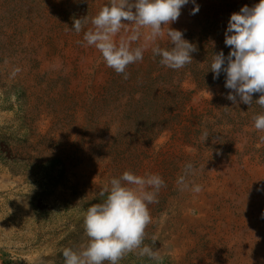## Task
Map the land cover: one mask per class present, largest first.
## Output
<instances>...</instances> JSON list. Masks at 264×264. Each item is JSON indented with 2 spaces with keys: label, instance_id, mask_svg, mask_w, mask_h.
<instances>
[{
  "label": "rangeland",
  "instance_id": "1",
  "mask_svg": "<svg viewBox=\"0 0 264 264\" xmlns=\"http://www.w3.org/2000/svg\"><path fill=\"white\" fill-rule=\"evenodd\" d=\"M107 2L0 0V264H64L62 250L87 240L85 210L126 170L164 180L144 239L162 259L136 250L118 264H264V131L253 120L264 107L260 93L228 100L225 74L210 70L230 51V15L259 0L184 5L169 27L196 46L192 62L167 68L149 46L127 79L83 40ZM163 30L156 43L169 48ZM188 162L200 192L177 183Z\"/></svg>",
  "mask_w": 264,
  "mask_h": 264
},
{
  "label": "clouds",
  "instance_id": "2",
  "mask_svg": "<svg viewBox=\"0 0 264 264\" xmlns=\"http://www.w3.org/2000/svg\"><path fill=\"white\" fill-rule=\"evenodd\" d=\"M188 3L194 5L192 14H196L199 11L196 0H108L91 18L93 27L84 31L83 40L94 46L106 65L123 74L125 79L127 66L142 61L149 46L153 56L160 58L161 65L182 69L192 62L191 53L197 49L184 38L181 30L173 29L169 24L179 18L182 7ZM88 22L87 17L76 19L70 30L80 33ZM125 24L133 25L130 34L117 41L115 37ZM165 25L168 26L169 48L156 43L158 38L165 36ZM144 29L148 31H142ZM141 36L145 44L133 47V42ZM224 43L230 51L227 56L223 50L212 56L213 79L225 74L224 87L231 90L226 98L234 104L239 97L240 102L251 105L253 94L260 93L255 102L264 107V0L251 7L245 5L230 15ZM253 120L254 127L264 131V113L255 115ZM204 136L206 140L207 133ZM195 172L191 162L184 165V172L177 180L182 190H202L199 184L188 181ZM163 185L164 180L155 173L137 175L126 170L121 176L111 178L100 192L104 197L102 202L85 210L83 228L87 240L79 250L72 247L62 250L64 264H104L105 261L118 264L125 254L136 250L141 256L160 261L159 253L144 244V239L146 226L152 220L148 205L157 202V193ZM258 190L264 191V188ZM261 217L264 218V212Z\"/></svg>",
  "mask_w": 264,
  "mask_h": 264
},
{
  "label": "trees",
  "instance_id": "3",
  "mask_svg": "<svg viewBox=\"0 0 264 264\" xmlns=\"http://www.w3.org/2000/svg\"><path fill=\"white\" fill-rule=\"evenodd\" d=\"M2 262H3L4 264H6L4 260H3Z\"/></svg>",
  "mask_w": 264,
  "mask_h": 264
}]
</instances>
